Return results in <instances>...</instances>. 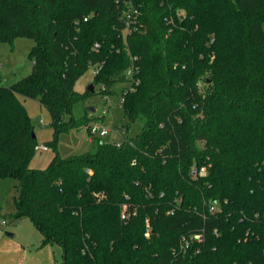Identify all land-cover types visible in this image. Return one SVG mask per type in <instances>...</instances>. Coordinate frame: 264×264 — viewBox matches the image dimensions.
Segmentation results:
<instances>
[{"label": "trees", "instance_id": "trees-1", "mask_svg": "<svg viewBox=\"0 0 264 264\" xmlns=\"http://www.w3.org/2000/svg\"><path fill=\"white\" fill-rule=\"evenodd\" d=\"M18 37L33 70L0 86V178L61 264H264V0H0V43ZM91 69L105 96L130 84L120 105L140 133L31 169L20 97L49 112L56 145L96 93L76 91Z\"/></svg>", "mask_w": 264, "mask_h": 264}, {"label": "rangeland", "instance_id": "rangeland-1", "mask_svg": "<svg viewBox=\"0 0 264 264\" xmlns=\"http://www.w3.org/2000/svg\"><path fill=\"white\" fill-rule=\"evenodd\" d=\"M126 35L127 33L124 32L123 37L125 38ZM34 44L32 39L26 37H18L13 43H0V86L9 87L31 74L33 61L30 59V52ZM94 74V69H91L80 78L76 85V91L84 93L92 85ZM129 86L130 84L116 85L114 90L117 94L108 99L99 92V86L94 87L96 93L73 108L74 119L80 122L68 131L62 132L57 138L56 145L53 142L55 135L49 112L38 100L20 97L31 117L36 144L48 146L47 151L34 152L30 161V168L36 170L48 168L57 153L62 158H69L94 152L96 139L118 143L137 136L142 129L143 122H129L125 119L123 107L120 105L122 90ZM88 122L89 125L97 124L109 130V133L102 138L91 136L88 130L89 125H86ZM123 124L127 126V130L122 127ZM16 186L17 181L15 179L0 178V264H14L11 256L7 255L12 249V244L21 246L24 243L29 244L38 238H42L31 219L27 217L17 219L15 217V196L19 194ZM24 245L27 249L36 250L27 247L26 244ZM52 248L56 259L53 264H61V247L54 245Z\"/></svg>", "mask_w": 264, "mask_h": 264}, {"label": "crops", "instance_id": "crops-1", "mask_svg": "<svg viewBox=\"0 0 264 264\" xmlns=\"http://www.w3.org/2000/svg\"><path fill=\"white\" fill-rule=\"evenodd\" d=\"M12 236V235H11ZM25 242V241H21ZM43 238H38L32 243H24L27 247L35 248L27 249L24 244H12V249L9 250L7 255L11 256V260L14 264H53L55 259V253L53 252L54 245H43ZM34 246V247H33Z\"/></svg>", "mask_w": 264, "mask_h": 264}, {"label": "built area", "instance_id": "built-area-1", "mask_svg": "<svg viewBox=\"0 0 264 264\" xmlns=\"http://www.w3.org/2000/svg\"><path fill=\"white\" fill-rule=\"evenodd\" d=\"M116 4H120V3H131L133 0H113ZM124 14L126 16L125 18V23H126V29H125V32L126 33H131L132 31L135 30V27H132L135 25L136 21H137V18H138V14H137V11L135 9L132 8L131 12L130 11H127V10H124ZM88 18H85L84 21H87ZM127 76L130 77L132 76V71L129 70L127 72ZM103 90H105V88H103ZM109 96L106 95V99H108ZM88 130L91 134V136L93 137H96V136H99V137H105L108 133H109V130L105 129V128H102L100 126H98L97 124H92V125H89L88 126ZM48 150V146L46 145H42V146H39V145H36L35 146V151H47ZM207 173V169L205 166H202L200 168H196L192 171V174L194 176H198V175H205ZM218 210V206L217 205H211L210 206V211L211 212H215ZM123 219L126 218V215L123 214L122 216ZM2 224H5V222H2ZM195 239H200V236L199 235H196L195 236ZM189 243L187 242L186 243V247H188Z\"/></svg>", "mask_w": 264, "mask_h": 264}, {"label": "water", "instance_id": "water-1", "mask_svg": "<svg viewBox=\"0 0 264 264\" xmlns=\"http://www.w3.org/2000/svg\"><path fill=\"white\" fill-rule=\"evenodd\" d=\"M89 90H90V92H93L94 91V86L93 85H90L89 86ZM33 137H36L35 134H33Z\"/></svg>", "mask_w": 264, "mask_h": 264}]
</instances>
